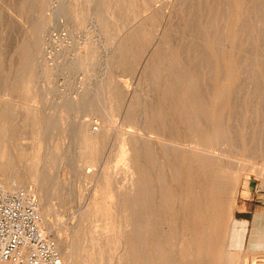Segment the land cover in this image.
<instances>
[{"label": "rangeland", "instance_id": "rangeland-1", "mask_svg": "<svg viewBox=\"0 0 264 264\" xmlns=\"http://www.w3.org/2000/svg\"><path fill=\"white\" fill-rule=\"evenodd\" d=\"M108 9L106 16L100 0H0V77L12 72L25 56L31 79L28 93H11L0 85V103L5 101L14 110L11 138L24 155L14 166L23 174L36 175L26 177L16 192H28L38 212L39 203L43 205L40 218L48 231L45 235L59 243L61 254L68 252L71 230L73 263L69 264H95L88 241L92 236L109 238L108 261L117 264L124 254L118 231L128 229L129 223L122 218L115 195L140 176L144 162L134 149L135 159L131 150L143 140L164 156L161 139L184 146L172 147L180 160V154L190 153L188 147L196 145L192 135L169 132L175 127L186 134L194 130L192 121L178 126L173 118L179 115L175 103L181 98L187 105L191 90L181 86V81L167 84L172 75L186 74L195 80L193 91L204 104L212 99L214 89L225 88V95L213 101L211 110L218 115L210 123L204 120L203 110L197 116L190 107L184 110L201 120L198 128L219 126L220 140L209 145L211 155L203 159L216 162V156L224 157L221 166L240 176L236 194L230 176L219 197L222 228L242 227L241 250L250 249L255 233L263 248L256 260L264 261V0H113ZM122 42L115 69H108L124 92L110 94L112 103L103 111L97 96L98 77ZM82 52L89 60L81 66L77 61ZM173 58L176 67L164 69L166 59ZM34 108V125L20 123L22 112ZM154 115L170 126L162 134L144 122ZM96 127L98 141L89 148L85 161L78 149L81 132ZM150 135L156 141H149ZM125 144L128 159L118 156ZM163 161L157 159L159 166H154L153 173H158ZM164 176L169 177L167 172ZM195 178L193 186L184 190L190 200L199 190L195 188L201 177ZM51 187L58 192H49ZM170 207L166 214L177 213L176 222L194 210Z\"/></svg>", "mask_w": 264, "mask_h": 264}, {"label": "bare ground", "instance_id": "bare-ground-1", "mask_svg": "<svg viewBox=\"0 0 264 264\" xmlns=\"http://www.w3.org/2000/svg\"><path fill=\"white\" fill-rule=\"evenodd\" d=\"M112 1L113 0H100L102 7L106 9V16H109L108 5ZM226 29L225 33L227 34ZM122 48L123 42L122 46H116L117 52L110 56L109 63L104 66L102 75L98 77L99 79L97 81V96L98 99H101L102 101V104L99 102V106L103 111L107 110L106 107H108L112 103L110 94H113V92L116 91H119V93L124 92V87L118 80V77L111 75L113 72L112 69H115V61L117 55ZM83 53L84 52L80 54V56L78 57L79 60L77 61V64H80L81 66L85 65L89 60L87 54ZM26 65V58L25 56H23L20 61L17 62L12 72H10L7 76L0 77V85L5 86V88L10 90L11 93L12 91L15 92L16 90L18 91V93H28L31 90V79ZM109 66L113 67L111 71L108 69ZM163 67L164 69L175 68L176 60L174 58L170 60L166 59ZM222 68L225 71L223 65ZM177 81H181V86L189 87L192 95H190V101L187 105H185L181 98L178 99V101L175 103V111L179 115L173 118H175V120L177 121V125L179 123L185 124L186 121H192L194 130H189L191 131V134L190 132L186 134V132H183L175 127V129H171V131L169 132H172L171 134H175L176 136L177 134H185L186 137H190V135H192V137L195 138L194 144L196 145L194 147L191 146L192 148L188 147L190 153L180 154L182 158L180 160L177 159V155L179 153L175 154V152H173V148H176L177 146H181L182 148H184V146L173 144L171 142H165L161 139L160 141L164 143L163 145L165 146L164 156H162L161 153L159 154L158 152H154L149 144L143 142V140L137 142L138 147H135L131 150L132 156H134L135 159L137 156H139V159L142 162L144 161V165L142 163L141 168L139 167L140 176L133 180L134 182L131 184V186L128 188L125 187V189L122 190H118L117 194L115 195L117 207H119V210L124 212V214H122V218L125 219L127 223H129L128 229L122 231L120 229L118 231L121 232V240L119 243L123 245L124 254L121 256V260H118L119 262H117V264H264V261L256 260L259 253L263 251V248L261 242L257 241L255 233L254 236L251 237V239H254L255 241L249 243L250 249L241 250L239 249V247L243 237L242 227L233 225L230 227L226 226L224 229L222 228L225 222L220 217L217 209L219 197L221 196V193H223V190L225 188L226 179L230 176H232L233 180L232 192L233 194H236L240 176L232 172L230 173L229 169L221 166L224 157L216 156V162L205 161L203 159L204 155H211L208 150L209 145L218 143V141L220 140V136L218 135V131H220V128L219 126H215L218 124H213L212 126L215 127L212 130H203L201 128H198V123L201 120L199 122L197 120H194L197 117L193 119L192 115H189L184 110V108L190 107L192 109L191 111L194 112L196 116L200 110H203L204 120H207L206 123L209 122L212 118L218 115V112L216 113L215 110H211L214 105L213 101L218 97L220 98L222 95H225V88L223 87L220 90L214 89L212 99L207 104H204L203 101H200L196 92L193 91L195 80L192 77L186 78V74L182 73L178 74V76L172 75L167 84L177 85ZM3 102L0 103V191L4 194H12L17 191L15 189L18 188V185H20L21 182H27L26 177L34 178L36 175L33 174L34 172H32V175L23 174L21 171H19L18 168L16 170L14 166L16 165L15 163H17L19 159H22L24 155L17 150V145L13 143V138H11V133L9 131V129H11L10 118H12V115L10 117V113L12 114L14 110L11 112V107ZM36 112V108H34V110H24L21 114L20 123L26 124L27 126L35 123L37 118ZM183 114H186V117L182 118ZM16 118H14V120ZM18 118L20 117L18 116ZM163 121L164 123L158 118V116L155 115L154 117L148 116L147 118H144V122H149L148 124L150 127L154 126L160 131V133L158 134H162V130H168V127H170L166 123L164 118ZM38 131L39 130H37V132ZM98 132H100L98 130V127L93 130L90 129L81 132V136L78 142V149L81 159L85 158L86 161V158H88L87 154L89 148H91V146H93L98 141ZM120 133L122 135L124 134L122 131ZM147 138H149V141H156V138L151 137V135ZM127 145L128 144H125L119 149L118 156L128 159V148H126ZM134 149L137 156L134 154ZM40 151L42 152V150ZM156 157L157 159L162 158V160L164 161L161 163V169L157 168L156 170L158 173L154 172V175V166L158 164ZM175 159H177V162H175ZM215 163H217V165H215ZM165 172L168 173L169 177H163V174ZM195 176H197L198 178L201 177V180L198 182V187L195 188V190H198V188L199 190L196 193V197H193V200H190L189 196H185L184 190L189 187V185L193 186V184L197 180ZM56 187L49 188V192L57 193L58 189ZM24 197L26 198L31 196L28 192H25ZM194 202L198 203L197 207L192 205ZM38 206L40 209L39 216L41 217V207L43 205L39 203ZM170 206L175 209L181 207L185 208L186 210H194L191 211L193 213H187L186 215L181 217V221L176 222L175 220L178 219L177 217L175 218L177 213L174 215L166 214V212L171 209ZM118 215L119 217H121L119 213ZM136 218L139 219V222L133 223L131 225V221ZM81 219L85 221V217L84 219ZM82 220L80 223V227H82ZM119 221L122 220L119 219ZM162 224L166 225L161 226ZM38 226L41 234L46 236L45 234H47L48 231L45 230V225L41 218L39 219ZM125 226L127 227L126 224ZM69 232L68 252H63V254L59 252L63 264L73 263L71 258V251L73 250V233L71 232V230ZM74 233L76 234L77 232ZM81 236L83 237V234ZM79 238H81L80 235ZM103 238L100 237V239H98L97 237L92 236L88 240L89 242H92V251L95 255L94 258H96L95 264H111V262L108 261L110 259L108 247L111 243L109 238ZM235 246H237L238 249ZM58 248L60 249V246H58ZM247 258L250 259V262L246 261ZM239 259L245 261H243V263H240L239 261H237Z\"/></svg>", "mask_w": 264, "mask_h": 264}, {"label": "built area", "instance_id": "built-area-1", "mask_svg": "<svg viewBox=\"0 0 264 264\" xmlns=\"http://www.w3.org/2000/svg\"><path fill=\"white\" fill-rule=\"evenodd\" d=\"M33 198L0 191V264H63L56 242L41 234Z\"/></svg>", "mask_w": 264, "mask_h": 264}]
</instances>
